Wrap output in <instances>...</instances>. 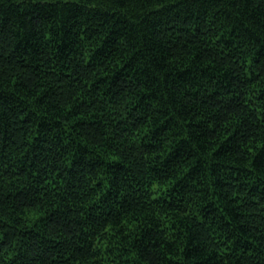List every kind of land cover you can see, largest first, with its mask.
I'll return each mask as SVG.
<instances>
[{
	"label": "trees",
	"instance_id": "obj_1",
	"mask_svg": "<svg viewBox=\"0 0 264 264\" xmlns=\"http://www.w3.org/2000/svg\"><path fill=\"white\" fill-rule=\"evenodd\" d=\"M0 264H264V0H0Z\"/></svg>",
	"mask_w": 264,
	"mask_h": 264
}]
</instances>
